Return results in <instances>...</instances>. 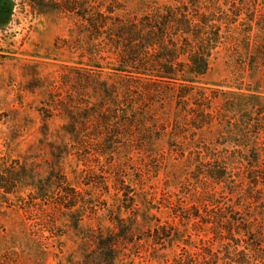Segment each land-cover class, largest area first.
Returning <instances> with one entry per match:
<instances>
[{
	"label": "trees",
	"instance_id": "1",
	"mask_svg": "<svg viewBox=\"0 0 264 264\" xmlns=\"http://www.w3.org/2000/svg\"><path fill=\"white\" fill-rule=\"evenodd\" d=\"M78 4L68 11L83 21L82 80L105 93L80 104L67 133L102 148L116 144L106 138L123 137L145 157H165L161 147L167 144L189 170L187 182L174 185L178 193L169 190L161 204L170 218H154L139 240L155 257L170 254L168 264H264V91L244 83L202 82L223 46L241 55L239 67L248 68L250 77L264 67V47L257 41L264 32L254 31L253 20L243 17L245 4L166 0L139 13H129L121 0ZM104 69L115 75L110 88L100 80ZM89 125L93 133L86 135ZM54 189L38 220L48 225L50 212L80 225L79 191L65 181ZM0 190L13 192L8 185ZM56 227L52 221L50 230L41 228L29 242L28 264H48L51 255L57 264H115L129 241L123 229H90L78 248L81 259L72 253L63 262L50 251Z\"/></svg>",
	"mask_w": 264,
	"mask_h": 264
},
{
	"label": "rangeland",
	"instance_id": "2",
	"mask_svg": "<svg viewBox=\"0 0 264 264\" xmlns=\"http://www.w3.org/2000/svg\"><path fill=\"white\" fill-rule=\"evenodd\" d=\"M121 1L129 13L166 2ZM74 2L81 7L88 0H0V185L13 190L7 194L0 190V264L32 261L29 242L41 228L50 230L46 227L52 221L57 227L48 239L50 251L63 262L72 253L81 259L79 245L90 229L99 228L129 234L115 264H168L170 254L155 257L150 245L139 238L153 226L154 218H170L161 204L169 190L178 193L174 185L186 183L189 170L177 154L169 153L167 144L161 147L165 157H145L127 147L123 137L106 138L116 144L102 148L67 133L66 124L79 113L80 104L94 102L104 92L96 84L83 83L85 34L81 18L68 11ZM237 2L245 4L241 11L246 20H253L252 29L264 32V0ZM257 41L264 47L263 38ZM255 59L260 61L258 56ZM241 61L239 53L219 48L202 82L208 87L244 83L264 91V67L250 77L248 68L239 67ZM103 71L102 85L110 88L115 75ZM87 128L86 135L93 133V125ZM61 181L80 193L83 217L78 226L63 214L50 212L45 215L48 225L38 220L54 196V184ZM47 263L57 260L51 255Z\"/></svg>",
	"mask_w": 264,
	"mask_h": 264
}]
</instances>
